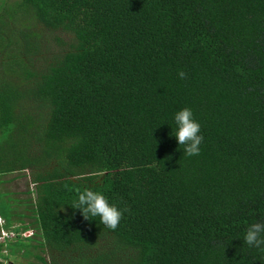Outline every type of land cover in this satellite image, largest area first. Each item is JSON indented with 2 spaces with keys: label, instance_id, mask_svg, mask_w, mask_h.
Segmentation results:
<instances>
[{
  "label": "trees",
  "instance_id": "16d2710c",
  "mask_svg": "<svg viewBox=\"0 0 264 264\" xmlns=\"http://www.w3.org/2000/svg\"><path fill=\"white\" fill-rule=\"evenodd\" d=\"M26 171L0 264L17 239L15 264H264V0H0V176ZM86 188L130 210L115 230Z\"/></svg>",
  "mask_w": 264,
  "mask_h": 264
},
{
  "label": "clouds",
  "instance_id": "9594fccd",
  "mask_svg": "<svg viewBox=\"0 0 264 264\" xmlns=\"http://www.w3.org/2000/svg\"><path fill=\"white\" fill-rule=\"evenodd\" d=\"M178 75L181 79L186 77V73L183 71H180ZM175 122L178 128L174 136L179 145H185L184 153L188 156L199 155V146L204 138L200 135L201 126L194 120L192 110L184 108L178 111L175 114ZM71 206L74 209H79L86 220L89 216H99L101 223L111 230L118 227L123 212L130 211L127 208L121 210L116 204L109 203L102 193L87 188L78 192V199ZM244 241L249 246L257 248L264 246V223L251 224L247 228Z\"/></svg>",
  "mask_w": 264,
  "mask_h": 264
},
{
  "label": "rangeland",
  "instance_id": "374dc122",
  "mask_svg": "<svg viewBox=\"0 0 264 264\" xmlns=\"http://www.w3.org/2000/svg\"><path fill=\"white\" fill-rule=\"evenodd\" d=\"M2 180V182L0 183V190L1 191H5L7 192V194L9 195L10 198H19V199H26L28 197H33L34 194L30 193V191L33 190V184L30 180V175L29 172H21L19 175L17 174H8V175H3L0 176V181ZM19 210H22L24 213H28L29 212L23 207L20 206L18 208ZM31 234L30 231H27L24 233L23 237H28ZM26 240H20L17 239L14 243H12V246H10L11 248H9L10 251H16L18 252L15 256H10L9 259H5V264H15L16 262H20V263H25L27 262V257H24L22 255V252H20L22 250V246L21 243H25ZM5 252L8 254V249L7 251L5 250ZM30 257V254L29 256Z\"/></svg>",
  "mask_w": 264,
  "mask_h": 264
},
{
  "label": "built area",
  "instance_id": "2783aa9c",
  "mask_svg": "<svg viewBox=\"0 0 264 264\" xmlns=\"http://www.w3.org/2000/svg\"><path fill=\"white\" fill-rule=\"evenodd\" d=\"M0 220H2L1 217H0ZM6 235H8L7 232H2V234L0 235V241H1L2 239H4V237H5ZM12 235H13V234H12Z\"/></svg>",
  "mask_w": 264,
  "mask_h": 264
}]
</instances>
